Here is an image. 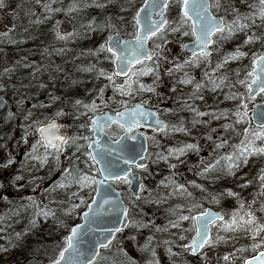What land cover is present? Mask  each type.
I'll list each match as a JSON object with an SVG mask.
<instances>
[{
    "label": "snow or ice",
    "instance_id": "6c2138e0",
    "mask_svg": "<svg viewBox=\"0 0 264 264\" xmlns=\"http://www.w3.org/2000/svg\"><path fill=\"white\" fill-rule=\"evenodd\" d=\"M37 5H40L43 9V15L37 17L32 23H41L42 21L50 20L56 13L65 11L68 13L74 11H80L83 8L95 5V7L103 8L105 4L110 0H104L103 3L97 2V0H84L83 3L80 0H73V2L65 9L62 7H55L56 0H35ZM129 7L132 9L131 21L128 25L132 27L131 33L133 44L130 45L128 40L121 41L119 32H113L116 26L111 22V17H108L103 24V29L109 31V35L106 37L105 42L100 44L95 50L96 54L107 53L105 59L110 60L115 68L112 70H106L99 68L97 70V77H104L114 92H119L121 97H131L134 93L139 94L141 91L155 92V85L157 81H160V59L161 54L165 50V45L169 43V34H177L179 36L191 37L189 44L192 45L191 56L178 62L168 60L167 56H163L164 60H168L171 64L166 70V74L171 76L174 71L183 72L184 69L190 65L198 66L201 61H207L206 67L210 70L204 72V81L195 82V77L190 76L187 72L178 81L179 84H193L192 93L186 97H182V106L188 111L192 112L193 118L191 124L194 127L197 124H208V120H200L199 117L210 116L213 120H220L224 118L229 121L222 125L224 133H219L216 140H213V136L208 134L206 139L213 142V151L224 148L229 145L231 136H225V133L232 132L240 137L237 143L229 145L230 151L223 155L217 156L212 162L204 165L199 172L198 176L209 177L213 173H220L225 176H235V173L243 166L249 163V158L256 156H264V108H257L254 103L257 96L264 95V51L254 52L251 54V66L244 72L241 77V69L237 68L231 70L235 75V81H231L227 74H218L219 70L224 68L228 61L239 60L248 55L247 52L242 50V45H237L232 51L225 52L216 63L215 68H211V56L213 52H220V48L223 42L230 41L236 34L242 33L244 35L243 45L254 43L256 41H264V31L257 34V28H264V0H253V3L247 4L246 0H240L241 4H246V7L250 11H241L235 3L229 2V0H143V4L140 7H136L132 4V0H128ZM174 6V16L169 19V13L172 12ZM7 5L0 3V8H6ZM142 12L145 13L142 16ZM223 12L224 15L218 13ZM153 14L158 18L153 19ZM228 15L232 16L231 20L226 19ZM120 21H124V17H118ZM259 21V25L257 24ZM97 24L95 18L87 21L86 25L82 24L81 28L85 34L88 32H94L97 30ZM16 25L13 24L11 28H7L5 31L0 32V42H6L9 44L17 43L13 38V31ZM53 31L55 36L63 40L65 35H62L56 24L53 25ZM148 40H153L154 47L151 50H145V44ZM156 41H159L158 43ZM182 49H188V44L181 43ZM56 51H63V49H57ZM130 52V55L128 54ZM151 62L145 64L144 62ZM20 62L17 61L16 64ZM140 65V67H136ZM29 64H24V67H30ZM16 65L13 64L3 69V73L0 75H8L15 71ZM94 66H90L87 71H92ZM152 73L155 77L153 85H145L140 82V77ZM124 77L122 84L115 83L116 77ZM227 82V83H226ZM239 85L244 88V91H232L233 88ZM43 87V85H41ZM4 85L0 84V88ZM104 87L98 89L99 99L101 104H107L104 99ZM227 87L228 92L225 93L224 98L226 100L235 101V105L232 109H218L212 112L200 111L197 107L189 101L204 100V96L201 94L204 89H209L215 92L217 89H223ZM173 91L175 89L173 88ZM26 96H21L16 101L17 107L20 108L24 104ZM59 99V97H51V100ZM119 104L123 105L122 110L115 111L114 115L107 112H100L99 105L96 100L93 99L89 103H85L81 99L74 100V107H83L86 112L90 111L93 115L89 118L90 122L87 124H81V128L90 129L91 136H97V133L105 132L106 129L116 125L122 133H132L133 129L139 128L142 121H145L153 116L156 117L155 123L157 125L155 131L162 132L165 135L171 132H183L189 133L190 129L186 126L183 119L179 123L169 126L168 123L159 119L156 113L150 111L148 107H145L146 101H139L129 106L128 100H120ZM249 103H252L251 112L249 115ZM264 103V102H262ZM6 102L0 97V108L5 107ZM40 107L45 105L41 104ZM36 107V105H33ZM180 105L178 104L177 110ZM63 110H58L55 115H63ZM15 113L9 111L8 119H11ZM24 119L30 120L33 116V112L30 109H24ZM43 115V114H41ZM245 125L242 130L238 125ZM254 124V126H253ZM25 143H27L28 129H34L38 134V139L31 145V151L25 153L27 160H33L38 162L40 167H44L49 163V157L53 161V166L60 171L63 175L57 181H55L51 189H46V193L51 199L48 203L43 204L38 202L33 197H28L25 204L20 205V208L24 210L31 209V217L29 220V226L34 228L40 222L41 219L47 221L51 218L57 225H63L68 229L67 235L64 236V243L58 246L56 254L49 259V264H135L128 253L121 247L117 249V252L127 257L126 260L117 261L107 255L111 249L113 241L117 238V233L123 230V227L129 225L140 227H147L151 224V221L147 223L141 221L137 222L129 217V209L124 204L123 200L117 199L115 202L105 199L103 204L100 205L103 208L104 205L112 203L114 208L123 214L125 222H122V227H117L108 230L107 235L103 239H98L95 245L88 251L87 255L79 248V235L80 226L75 225L69 227L63 224L61 217H68L74 213L80 204L75 200H79L80 203H84V197L80 195V192L84 188H91L92 191H97L101 183V180L97 177H101L105 184L112 182H123L131 185V171L134 166L136 169L147 171L148 165L143 162H138L137 157L141 161L150 159L151 154L148 153L146 147L142 146L144 153L141 156L139 151H136L133 145L129 151L130 157L125 158L124 150H121L120 159H123L124 163L128 165V169L124 170L119 167V160L106 159L107 153L104 151L96 152L93 149H100L102 145L97 139L92 141L90 136L68 135L60 133L59 129L61 125L57 124L54 119L44 115L43 119L37 117L31 120V123L23 125ZM212 132H216V129H212ZM127 137H119L112 141L113 144H122L123 140ZM132 140L136 139L135 135L131 136ZM147 139V138H146ZM155 140V137H151ZM78 140L86 142L85 145L77 143ZM74 146L76 152H79L81 147L85 148L84 155L86 159L83 161L85 168L79 167L69 161L68 167H60V157L66 148ZM43 148V153H40V149ZM200 146L198 143L185 142L179 146H171L166 152L156 153V160L168 162L170 158L176 159L183 163L180 158L185 156L188 151H195L199 153ZM109 152H115V148H110ZM75 155V153L73 154ZM75 159L79 161L80 157L76 156ZM13 159L9 157L3 167L11 165ZM201 163H204L201 160ZM103 164V167H96ZM23 167V165H22ZM177 165L175 163H169L170 169H175ZM95 170L96 175H92V171ZM191 170V169H189ZM175 172H172L169 177L160 181V185L168 188L169 191L165 195L161 193L155 201H149L154 203H162L171 197H183L186 201L184 204H177L170 208L168 211L174 217L169 219L167 225L163 228L157 227V231H166L169 228L179 229L178 235L180 240H188L187 243H181L179 247L186 253L198 257L201 261L208 264L209 257L207 251L215 248L221 242H226L229 237L219 235V231L223 229L225 232L244 231L249 237L255 241L251 244L253 249H259L264 247V237L261 234L264 233V217H258L252 208V205L256 203V196L264 195V168L259 169L258 175L253 177V180H245L240 185L241 188L247 187L253 183L254 180L259 181V192L253 194V200L247 202V208L245 209L246 201L241 197L240 193L233 191L232 189H225L224 193L218 195L227 194L228 196L236 197L238 208L234 209L226 220L222 212H214L211 209H204L202 204L197 200L193 193L188 190L185 184L178 183L174 177ZM23 177L16 175L12 177L13 186L16 181L21 180ZM213 179H220V175L212 176ZM36 179V178H34ZM188 184L194 188L200 189L202 192H207V189L197 184L194 180L188 181ZM5 185L0 183V187ZM75 186L76 191L70 192L69 200H62L56 196L57 190H69ZM145 191V185L140 184L139 192L132 193V200L138 201L141 199V194ZM149 196L152 193L149 191ZM211 195V202L218 203L217 195ZM5 201H8V196L0 194ZM207 199V197H203ZM91 212V205L86 204ZM243 210V214L241 211ZM260 212H264V201L260 203ZM20 215V210L17 208L8 209L3 215H0V222H4L10 219L12 216ZM86 217L88 214H85ZM184 222H188V227H184ZM216 227L217 234L213 235V227ZM29 229H25L27 231ZM4 231V229H0ZM185 233H191L190 239ZM24 232H15L16 237H22ZM260 238V239H257ZM151 242V237L142 246L143 249H148ZM11 243V241H9ZM169 241H165L168 244ZM243 249H236V251H242ZM7 251V249H3ZM169 256L179 255V253H173L172 248L166 249ZM152 259L148 261V264H160V261L156 258V252L151 250ZM231 253H226L223 257L218 258L223 261H229ZM175 264V261L172 262ZM187 264V262H185ZM242 264H264V251H259L257 255L244 259Z\"/></svg>",
    "mask_w": 264,
    "mask_h": 264
},
{
    "label": "rangeland",
    "instance_id": "374dc122",
    "mask_svg": "<svg viewBox=\"0 0 264 264\" xmlns=\"http://www.w3.org/2000/svg\"><path fill=\"white\" fill-rule=\"evenodd\" d=\"M72 2L73 0H56L54 6L66 9ZM80 2L83 3L84 0H80ZM97 2L103 3L104 0H97ZM142 2L143 0H132V4L136 7ZM229 2L235 3L242 12L250 11V9L246 7V4L240 3V0H229ZM246 3L251 4L253 3V0H246ZM5 4L7 7L0 10V32L5 31L7 28H11L13 24L16 25L13 33L22 25H26L28 30H30V25H32L31 21H35L37 17H41L44 14L42 7L37 5L35 0H5ZM90 7L94 10L92 18H95L96 21L99 17H103L105 19L104 21H106L108 17H111V22L116 26L112 29L113 32H119L123 37L131 36L133 29L128 25V22L131 21L132 9L129 7L128 0H110V2L106 3L103 8L95 7V5ZM90 7L71 13L61 11L56 13L52 19L43 21L44 23H49L50 29H53V25H59L61 19H69L74 25V34L70 38L62 41L56 38L51 44H45L44 47L39 49L40 47L37 45H29L31 41H36L38 39L36 37H30V34H25V31L22 30L17 34L20 36V39L16 40L17 43L9 44L6 42H0V73H3L5 67H9L13 64L16 65L14 72L8 75H0V84L4 85V87L0 88V97L6 102L5 107L0 108V113H2V116L0 117V120H2L0 121V183L5 185L4 187H0V194L8 196V201H5L0 197V215H3L11 208H17L20 210V215L12 216L10 219L0 222V229H4V231H0V264H49L50 257L56 254L58 246L64 243V236L68 233L67 228L63 227V225H57L51 218L47 221L41 219L36 227H30L29 220L31 217V209L24 210L20 208V205L27 202L28 197L35 198L41 203V206L48 203L51 197L47 195L45 190L51 189L53 183L59 180L63 175L62 171L53 166L51 157H49V163L44 167H40L36 161L27 160L25 158V153L31 151V145L32 143H35L36 139H38V135L34 129H28L27 143H25V140L23 139L25 131L23 125L31 123V120H34L37 117L43 119L44 115H51L54 108L49 109L48 106L40 107L39 105L41 104L45 105V102L42 101L40 97L44 96L47 92L53 93L54 90L58 91V88H56L55 85L56 79L58 82L60 80V84L63 85L66 81L74 78L73 73L75 64H73L74 61L72 60L73 55L74 53H77L78 48H75V45L73 44L77 41L80 35H85L81 25H86L89 18L88 14L90 13ZM174 11L175 9L173 6L172 12L169 13V19L173 18ZM218 14L224 15L223 12ZM121 16L124 17V21L118 19V17ZM226 19L231 20L232 16L228 15ZM259 23L260 22L257 21L258 25ZM35 27L37 28V25ZM105 31L104 39L110 34L108 30L105 29ZM256 31L257 34H259L261 31H264V28H257ZM93 39L94 37L89 41L90 44L95 40ZM168 39L169 43L165 45V50L161 54L159 68L161 79L160 81H157L155 85L156 91H141L139 94H133L136 95L135 97L137 98L140 96V98L143 101H146V104L150 106L165 101L167 98L168 100L171 98L170 103H172L174 100L173 98L177 96V92L175 91L168 93L164 90L163 93H161L162 87H159L160 83L166 85L168 82H171V80L178 82L184 75V72L195 77L194 83L201 82L205 79L204 72L210 70L206 67L207 61H201L198 66L190 65L186 67L183 72L174 71L171 76L167 75L166 70L171 67L168 60L178 62L189 57L184 49L180 47V44L188 43L191 37H177V34L170 33ZM243 40L244 35L238 33L230 41L222 43L219 53L213 52L211 56L210 67L215 68L218 59L222 57L225 52L232 51L237 45H242V50L247 52L248 55L239 60L228 61L225 67L220 69L218 73L227 74L233 82L236 77L231 70L237 68L241 69V77H243L244 72H246L248 67L251 66V54L264 51V41H256L254 43L243 45ZM104 42L105 40L100 44ZM156 42L158 43L159 41ZM152 45L153 48V40ZM20 47V51L16 52L15 49ZM37 49H39V53L35 52ZM57 49H63V51H56ZM23 52H26L28 56L25 57L24 54L26 53ZM63 52H67L69 55L63 60L62 69L60 70L57 60L62 58L63 54L61 53ZM78 53L84 55L89 65H93V62L97 61L98 69L104 68L106 70H112L111 61L105 59V56L108 55L107 53L96 54L95 51L88 53L86 52V49L78 50ZM163 56H167L168 60H164L162 58ZM17 61L20 63L16 64ZM150 63L151 62L148 64ZM24 64H29L31 66L24 67ZM95 74L97 75V71ZM139 79L141 83L152 86L153 84L151 83H153L155 77L152 73H149L141 76ZM123 82L124 79L119 77L115 78V83L122 84ZM97 84L100 86L99 88L108 85L104 90V99L108 94L110 95L109 100L114 102V104H119L118 101L123 99H121L119 92L113 91V88L104 77H99L97 79ZM41 85H43V87ZM177 90L185 91L183 97H186L188 94L192 93L193 84H178ZM228 91L229 89L227 87L217 89L215 92L210 91L209 89H204L201 93L204 96L203 101L195 100L189 101V103L193 104L194 107H197L202 112H212L218 109H232L236 102L224 98L225 93ZM232 91L243 92L244 88L236 85ZM75 92L76 97H67L65 101H60L59 104L64 114L56 116V118L58 117L64 120L65 124H67V128L65 129L68 130L71 135L85 136L82 132L84 131V128H81L80 125L86 124L93 113L90 111L86 112L83 107H74L75 99H81L84 101L86 98L82 93L83 91L75 90ZM96 95V99H94L96 101L99 100L100 111V108H102V105L104 104L100 103L98 92ZM21 96H26L28 98L24 100L23 106L18 108L16 101L20 99ZM132 96H126L124 100L129 101L132 99ZM263 99L264 95L257 96L254 103L256 104ZM175 102V105L173 104L174 109H172L173 124H177L183 119L186 126L190 129V132L183 133L169 131L167 134L170 135L167 138L168 143H166V146L163 148H158L156 144H150L148 152L151 154L149 168L145 172L147 177L150 178V181L144 184L145 191L141 194L140 200L133 201L130 198H128V200L131 211L129 217L132 220H135L138 223L141 221L145 223L151 221L152 223L147 227L140 228L129 225L124 232L117 236L116 240L113 241L110 251L106 253L117 261L127 259L123 254L117 252V249L122 247L135 264H148V261L152 259V249L155 250L156 258L160 261V264H172L173 261H175V264H185V262H187V264H205V262L201 261L198 257H192L179 247L181 243L188 242L187 239L182 241L179 239L178 235H173V233H178L179 229L169 228L166 231L156 230L157 227H165L169 219H174L168 211L170 208L177 204L186 203L185 199L179 196L171 197L165 202L159 204L149 202L155 201L161 193H164L165 195L167 194L169 189L160 185V181L169 177L172 172L176 173L172 178L178 183L185 184L188 187V190L193 193V196L199 200L204 209L209 207L218 210L220 209L226 220L229 218L232 211L238 208L237 198L228 196L227 194L218 195L219 193H224L225 189H232L233 191L240 193L241 197L246 201V209L248 206L247 202L253 200V194L259 192L258 180H254L253 183L244 188H241L240 185L243 184L245 180H253V177L258 175L259 169L264 168V156L250 157L249 163L238 170L235 173V176H225L220 173H213L212 176L220 175L221 177L220 179H213L212 176L206 178L204 176L196 175L205 164L212 162L217 156L230 151L231 149L229 145L237 143L240 137L232 132L225 133V136L232 137L229 140V145L214 152L213 142L208 141L206 136L211 134L213 140H216L219 133H224L222 125L229 121L224 118L213 120L210 116L199 117L198 119L208 120L209 123L197 124L193 127L190 122L194 114L183 108V102L181 99L178 101L176 100ZM178 104L180 105L179 110H177ZM33 105H36V107H33ZM251 108L252 103H249V115L251 114ZM24 109H30L33 112V116L30 120L26 121L24 119ZM9 111L15 113L11 119L7 118ZM77 124L79 127L75 126ZM244 126L245 125L241 124L237 127L242 130ZM80 129L82 131H80ZM212 129H216V132H212ZM185 142L198 143L200 146L199 153L197 154L195 151H188L185 156L180 158L184 161L183 163H180V161L173 158H170L168 162L162 160L153 162L156 160V153L166 152L169 147L179 146ZM77 143L80 145L86 144L83 140H78ZM68 149L70 151L65 153L66 156L61 154L60 167H68L69 161H71L73 164L87 170L86 166L83 164V161L86 159V156L84 155L85 148L81 147L79 152H76L74 146H69ZM39 151L42 154L43 148ZM74 153L75 155H73ZM76 156L80 157L79 161L75 159ZM9 157L13 159V163L7 165L5 168L3 165ZM201 160L204 163H201ZM169 163H175L177 167L175 169H170ZM91 174L96 175L95 170H93ZM16 175H20L23 178L14 182L15 186H13L12 177ZM193 180L197 184L203 185L207 189V192H202L200 189L194 188L188 184V181ZM75 191V186L67 191L57 190L56 196L62 200H69V193ZM149 191L152 193L151 196L148 195ZM94 193L95 192L92 191L91 188H84L80 192V195L84 197V203L75 200L76 203L80 204V207L70 216L61 217L63 224L71 227L78 223L81 212L87 208L86 204L90 203ZM209 193L217 195L219 202H211V195H209ZM203 197H207V199H203ZM261 201H264V195L256 196V203L252 205V208L258 217H264V212L259 211ZM241 214H243V210L241 211ZM261 222H264V220ZM184 227H188V222H184ZM26 228L29 230L24 231ZM15 232H24V235L22 237H16ZM216 234L217 229L214 226L213 235ZM185 235L190 239L192 234L185 233ZM219 235L229 237V239L207 251L209 257L208 264H242L244 259L252 257L259 251H264V247L253 249L251 244L255 241H253L244 231L225 232L221 229ZM150 237L151 242L149 248L143 249L142 246ZM261 237H264V233L261 234ZM9 241H11V243H9ZM165 241H169V243L165 244ZM168 247L172 248L173 253H179V255H173L170 257L166 251ZM3 249H7V251H3ZM236 249L243 250L236 251ZM226 253H231L229 261L225 262L222 259H219L218 261V258L223 257Z\"/></svg>",
    "mask_w": 264,
    "mask_h": 264
},
{
    "label": "water",
    "instance_id": "95a60500",
    "mask_svg": "<svg viewBox=\"0 0 264 264\" xmlns=\"http://www.w3.org/2000/svg\"><path fill=\"white\" fill-rule=\"evenodd\" d=\"M0 3L4 4V0H0ZM144 15H145V13L142 12V16H144ZM157 18L158 17L155 14H153V19H157ZM58 28H59L61 34L65 35V37H68L71 34H73L72 33L73 32V24L68 19L61 20ZM120 39H121V41L128 40L130 45L134 43V41H132V39H129V38L123 39L120 36ZM147 42L145 44V50H150L147 47ZM191 48H192V45L188 44V49H186V50L189 53H191V51H190ZM128 54L130 55V52ZM114 68H115V65L113 64V69ZM256 105H257L258 109L264 108V103H262V102L257 103ZM150 111L155 113V111L152 109ZM251 115H252V113H251ZM155 119H156V117L153 116L152 118H149L145 121H142L141 125L146 127V128H149L151 130L152 129L155 130L157 127V125L155 123ZM56 123L59 124L57 121H56ZM59 132H60V129H59ZM121 137H126V135L121 136ZM93 138L95 141L97 139H99V141L102 145V148L97 149V148H95V144H93V149H91V150H94L96 152H100V151L106 152L107 153L106 159L119 160V167L121 169H124V170H127L129 166L124 163L123 159H120L122 149L124 150L125 158H128L131 155L129 149L133 145L135 146L136 151L140 152L141 156L144 155V153L142 151V146L147 148L145 137L142 134L136 137V139L134 141L135 143L133 142V144H132V142L129 143L127 138L123 140L122 144H113L112 141L109 139V137H107V135L104 132H102V133L98 132L97 136H94ZM110 148H115L116 151L115 152H109L108 150ZM136 159L138 162H143L146 164L148 163V160L141 161L139 157H137ZM103 166H104L103 164L97 165L98 168L103 167ZM99 179L101 180V183L98 187V190L96 191V193L94 194V196L92 197V199L89 203L91 205V212H89V208L87 207V209L85 211L81 212L80 221H79V223L76 224V225L80 226V235H79V241L80 242H79L78 246L81 249V251H83L85 253V255H87L88 251L95 245V242L98 239H103V237L105 235H107L108 230L113 229V228H117V227H122L123 226L122 222L126 223L123 214L118 210V208H114L112 203L104 205L103 208L100 207V205L103 204V201L105 199H109V200L115 202L118 198L121 199V196H120V192L118 190H116L113 186H111L110 184H105L101 177ZM131 179H132V184L130 185L129 190H131L132 193L133 192H139V186L141 183H140L136 173H131ZM124 204L127 206V204L125 202H124ZM85 214H88L87 217ZM125 228L126 227H123L122 231H124Z\"/></svg>",
    "mask_w": 264,
    "mask_h": 264
},
{
    "label": "flooded vegetation",
    "instance_id": "af4514ba",
    "mask_svg": "<svg viewBox=\"0 0 264 264\" xmlns=\"http://www.w3.org/2000/svg\"><path fill=\"white\" fill-rule=\"evenodd\" d=\"M127 37H129V36H127ZM129 38H132V36H130ZM148 45L152 49V46H153L152 45V40L148 41ZM186 54L189 55L188 53H186ZM189 56H191V55H189ZM144 63L148 64L149 62L148 63L144 62ZM138 66H140V65H138ZM138 66H136V67H138ZM121 79H124V78H121ZM151 84H153V83H151ZM178 84H179L178 82L171 80V82H168L166 85H163L161 83L159 85V87L160 86L162 87L161 93H163L164 90L166 92H168V93L169 92L171 93V92H174L173 88L175 89V92H177V96L173 98L174 100L172 101V103H170L171 98H170V100H168V98H167V100L161 101V102H159L156 105H151L150 106L148 104H145V107H148L150 109L151 108L154 109L156 114H158L159 119L165 121L166 123H168L170 127H171V125H173L172 109H174V105L176 103L175 101L176 100L177 101L180 100L183 97V95L185 94V91H183V90L182 91L181 90L178 91L177 90V85ZM98 89L99 88H97V90L94 91V92H92V90L86 91V94H85L86 98L84 99V102L87 103V102L92 101L94 98L96 99V96H97L96 93L98 92ZM161 93H158V94H161ZM109 96H110L109 94H108V96H106L105 101L107 102V104L106 105L105 104L102 105V108H100L101 109L100 112H107L109 114L114 115L115 111L122 110L123 105H120V104H117V103L114 104V102L109 100ZM135 96L136 95H133L132 99L129 100V106H131V105H133V104H135V103H137V102L142 100L140 98V96L138 98L135 97ZM51 97H59V99L50 101ZM40 98H41L42 101L45 102L44 103L45 106H48L49 109L54 108V111L51 112V115H49L48 117L51 118V119L59 121L60 125H61L62 132H64L65 134H68V135L71 136L70 132L65 129V128H67V124H65L64 120H62V119H60L58 117L56 118V115H55V113L58 110H62V108H61V106L59 104L60 101H61V98L59 96V91H55L54 90L53 93L47 92L44 96H42ZM122 98L125 99L126 96L121 97V99ZM96 103L99 105V100H97ZM89 122H90V119H89V121H87V123H89ZM75 126L79 127L78 124L75 125ZM80 131H82V130L80 129ZM82 132L85 134V136H90V138L93 141V138H92L91 133H90V129L85 127L84 131H82ZM141 134H143L145 136V140L147 141L148 151L150 149V144H156L158 146V148L165 147L166 146L165 144L168 143V139L167 138H168V136H170V135H165L162 132L150 131V130L146 129L144 126H141L139 128L133 129L132 133H122V131L116 125H112L111 128L106 130V135H107V137H109V139L111 141H113L116 138H119L121 136H125L126 135L127 140L129 141V143L132 142V144H133V142L135 140H132L131 136L135 135L137 137V136H139ZM151 137H155V140L151 139ZM176 141H177V139H176ZM69 151L70 150L68 148H66L64 153H63V156H66L65 153H68ZM132 170H133V172H136L138 174L140 179H143V177L146 178L145 176H147L145 174L144 170H139V169H136L134 167H132ZM147 170H148V168H147ZM112 184L117 190L120 191V193L122 195V199H124V201L129 202L128 198L132 199V195H131V193H130V191L128 189V187H129L128 184H125L123 182H112Z\"/></svg>",
    "mask_w": 264,
    "mask_h": 264
},
{
    "label": "trees",
    "instance_id": "16d2710c",
    "mask_svg": "<svg viewBox=\"0 0 264 264\" xmlns=\"http://www.w3.org/2000/svg\"><path fill=\"white\" fill-rule=\"evenodd\" d=\"M94 10L91 9L90 7V13L88 14L89 18L88 21L92 18ZM105 19L103 17H99L98 20L96 21L97 24V30L94 32H88V34L85 35H80L77 39L76 42H74L73 45H75V48L77 49V53H74L73 55V64H75V69H74V78L72 80H68L66 81L63 85L60 84V80L59 82L55 81V85L56 88H58L59 91V96L61 98V101H65V99H67V97H76L75 95V90H80L83 91L82 93H86V91L89 90H95L97 86H99L97 84V75L95 74L97 71V61L93 62V65H89L87 63V60L85 59L83 54L78 53V50H82V49H86V52L88 53H92L94 52L97 48L98 45L103 42L104 39V33L106 32L105 29H103V24ZM32 25H30V30H28V28L26 27V25H22L21 27H19V29L16 30V32L13 33V38L16 40L20 39V36L17 35L18 33H20L22 30L25 31V34H30V37H36L38 40L36 41H31V43L29 44L31 45H37L39 46L41 49V47H44L45 44H51L52 41H54L56 39V36L54 34L53 29H50V24L49 23H44L43 21L41 23L38 24H34L31 23ZM37 25V28L35 27ZM35 27V29H34ZM37 30V31H36ZM100 33V34H99ZM103 33V34H102ZM15 34V35H14ZM99 36V38H98ZM94 37V41L90 44L89 41H91V38ZM73 48V47H72ZM20 48H16V52L20 51ZM23 49V47H22ZM39 49L35 50L36 53H39ZM26 53V52H23ZM62 58L57 60V64L59 65V69H62V63L63 60L69 55L67 52H63L61 53ZM76 54V55H75ZM25 57L28 56V54H24ZM90 66H94L92 71H87L86 69H88ZM60 88V90H59ZM85 91V92H84ZM3 112V111H2ZM2 113H0V117ZM2 121V120H0Z\"/></svg>",
    "mask_w": 264,
    "mask_h": 264
}]
</instances>
